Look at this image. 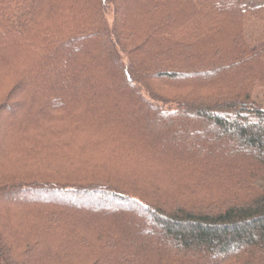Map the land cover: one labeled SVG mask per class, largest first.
Masks as SVG:
<instances>
[{"label":"trees","instance_id":"obj_1","mask_svg":"<svg viewBox=\"0 0 264 264\" xmlns=\"http://www.w3.org/2000/svg\"><path fill=\"white\" fill-rule=\"evenodd\" d=\"M0 264H264V0H0Z\"/></svg>","mask_w":264,"mask_h":264},{"label":"rangeland","instance_id":"obj_2","mask_svg":"<svg viewBox=\"0 0 264 264\" xmlns=\"http://www.w3.org/2000/svg\"><path fill=\"white\" fill-rule=\"evenodd\" d=\"M51 100V99H50ZM22 110L20 109V110H12V111H9V112H6V113H4L3 114V117L5 116L6 118H9V117H18L20 114V112H21ZM205 131H206V129H198L197 130V132H195V135L197 136V137H202V136H204V133H205ZM213 132V131H212ZM183 139V137L181 138V140ZM134 143L132 142V141H130V142H128L127 143V145L128 146H130V147H121V143L120 142H118V141H116V143L113 145V146H111L110 147V149H109V151L107 152L108 153V155L110 154V152L112 151V152H114V155H113V158H112V160H111V162H110V165H118V164H120V160H121V162H122V164H125V163H127V162H129V161H131L130 163H129V165H133V163H135L137 160H138V158H137V156L135 155V156H131V158H126L128 155H124L123 156V150H127V148L128 149H130V150H127V151H129V153L130 154H132V152H130V151H132L131 149L133 148L132 146H134L133 145ZM169 144H167V145H165V146H163L164 148H169L170 149V147L168 146ZM228 147H230L231 149H232V151H236L237 149H236V147L234 148V145L232 144V143H230V144H228L227 145ZM122 150V151H121ZM171 150V149H170ZM173 151V150H172ZM177 151V150H176ZM182 150L181 149H178V151H177V153L179 154V153H182L181 152ZM134 160V161H133ZM127 161V162H126ZM133 161V162H132ZM216 187H218L219 188V184L217 183V182H215V188H214V190H219L218 188H216ZM215 191V192H216ZM15 202H18V203H22V204H30V203H42V204H45V205H57V206H65V205H67V204H65V202H59V201H55L54 202V200H48V199H40V198H38V197H34V198H32V197H29V198H22V199H9V200H7V203H15ZM61 203H63V204H61ZM76 206V205H75ZM69 207H71L72 209H74V210H77L75 207H73V206H69ZM102 207H105V206H102ZM81 209V208H80ZM94 210L96 211V212H99V213H103V212H108V213H116V212H118L119 211V209H118V207H116V206H112V205H110V206H106L105 208H101V207H98V208H94ZM132 211V215H134V216H137V217H140V220H144L143 221V223H140V225H143L144 227H153V225H152V223L150 222V221H148L147 220V218H146V216H145V214L143 213V210H139L138 208H133V210H131ZM104 214V213H103ZM125 214V213H124ZM139 220V219H138Z\"/></svg>","mask_w":264,"mask_h":264}]
</instances>
